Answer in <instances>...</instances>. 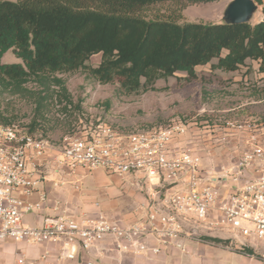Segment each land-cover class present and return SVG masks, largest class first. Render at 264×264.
I'll return each mask as SVG.
<instances>
[{"label":"built area","instance_id":"1","mask_svg":"<svg viewBox=\"0 0 264 264\" xmlns=\"http://www.w3.org/2000/svg\"><path fill=\"white\" fill-rule=\"evenodd\" d=\"M235 127L240 131L247 125ZM195 135L183 118L129 132L99 123L66 134L54 145L19 122L0 123V242L59 244V259L75 260L80 250L89 253L107 237L115 240L119 252L132 255H158L169 246L186 251V237L203 240L209 232L226 234L227 246L236 248L264 240V140L251 135L244 150L233 149L235 164L217 170L204 165ZM51 152H57L55 163L67 167L71 177L79 168L141 173L156 188L135 207L138 220L128 225L102 211L76 217L59 205L58 215L43 225H26L25 217L41 210L48 199L46 193L36 202L27 196L43 179L51 181L49 172L41 169ZM255 163L263 164L261 175L245 178L243 169ZM67 182L62 179L54 185ZM74 184L80 189L79 181ZM48 255L41 259L47 261ZM18 263L26 264L24 256Z\"/></svg>","mask_w":264,"mask_h":264},{"label":"trees","instance_id":"2","mask_svg":"<svg viewBox=\"0 0 264 264\" xmlns=\"http://www.w3.org/2000/svg\"><path fill=\"white\" fill-rule=\"evenodd\" d=\"M215 0H0V91L22 95L34 81L38 106L53 85L62 89L59 101L69 117L72 100L59 74L82 70L100 84L118 83L122 95L156 89V82L186 73L198 77L197 67L211 63L236 71L248 60L264 72V19L256 23L185 22L166 15L149 16L146 9L165 3ZM262 4L263 0H255ZM264 11V9H263ZM12 50L22 62L4 63ZM101 54L97 66L87 61ZM17 122L0 109V123ZM43 129L41 120L26 125ZM45 132V130H43ZM215 243L228 241L204 236ZM241 252L255 254L251 247Z\"/></svg>","mask_w":264,"mask_h":264},{"label":"rangeland","instance_id":"3","mask_svg":"<svg viewBox=\"0 0 264 264\" xmlns=\"http://www.w3.org/2000/svg\"><path fill=\"white\" fill-rule=\"evenodd\" d=\"M231 1L165 3L145 12L149 16L176 17L181 23H220L226 21L225 11ZM263 9L264 0L258 3L251 23L264 19ZM100 61L101 54H96L87 63L97 66ZM217 61L215 58L209 64L198 66V77L194 80L187 79L184 72H177L158 80L155 90L134 95H122L118 92V83L100 84L87 78L82 70L59 74L70 94L72 104L69 108L74 111V117H69L62 109L58 95L63 93L56 84L47 90V101L38 106L35 96L41 87L34 81L26 84L29 91L22 95L0 91V109L25 126L35 119L41 120L44 126L38 134H43L54 145H59L66 134L81 133L99 123L129 132L164 126L174 118H183L196 131L201 150L208 152L209 167L224 170L234 160V142L253 134L264 140V72L255 60H248L238 70L229 72L213 68L212 63ZM2 62L22 61L9 50ZM237 124L247 127L237 131ZM139 186L144 183L140 182ZM120 188L132 190L134 187L125 182ZM243 247L253 248L255 254H264V240L239 245L237 250Z\"/></svg>","mask_w":264,"mask_h":264},{"label":"crops","instance_id":"4","mask_svg":"<svg viewBox=\"0 0 264 264\" xmlns=\"http://www.w3.org/2000/svg\"><path fill=\"white\" fill-rule=\"evenodd\" d=\"M246 146L247 139L233 143V147H239L240 150H244ZM55 153L57 152L49 153L45 165L41 168L49 172L51 181L43 179L36 190L27 196L28 200L36 202L41 199L43 193H46L48 199L41 210L25 217L26 225H43L48 218L58 215L60 211L57 208L58 205L76 217L85 212L96 215L102 211L112 220L128 225L138 220V214L134 211L135 207L146 201L149 194L156 188L155 183L146 180L141 173L119 175L107 174L102 169L79 168L71 177L68 175L67 167L57 166L54 161ZM202 153L204 165L210 166L208 152L202 151ZM236 154L237 152H232V156H237ZM234 164L235 161L232 160L227 164V168ZM262 167V163H255L244 168L245 178L259 177ZM62 179H68V182L63 186L54 185V182ZM76 181L80 182V189L75 188ZM139 181L144 183V186L140 187ZM125 182H129L134 188L121 189L120 186ZM207 236L223 239L226 234L209 232ZM185 244L186 251L176 246H169L158 255L150 253L132 255L119 252L115 247V240L107 237L99 244V247L91 249L89 253L80 250L77 259L68 260L59 259L61 254L59 244L4 240L0 242V264H19L18 260L22 256L26 264H86L87 262L94 264H264V254H248L222 243L186 237ZM44 253L49 254L47 261L41 259Z\"/></svg>","mask_w":264,"mask_h":264},{"label":"water","instance_id":"5","mask_svg":"<svg viewBox=\"0 0 264 264\" xmlns=\"http://www.w3.org/2000/svg\"><path fill=\"white\" fill-rule=\"evenodd\" d=\"M257 10L255 0H232L225 11V20L235 24L248 23Z\"/></svg>","mask_w":264,"mask_h":264}]
</instances>
